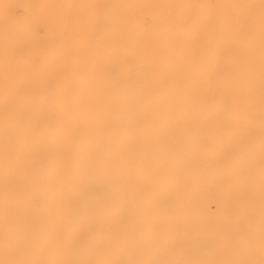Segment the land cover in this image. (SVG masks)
Masks as SVG:
<instances>
[{
    "label": "bare ground",
    "instance_id": "1",
    "mask_svg": "<svg viewBox=\"0 0 264 264\" xmlns=\"http://www.w3.org/2000/svg\"><path fill=\"white\" fill-rule=\"evenodd\" d=\"M54 4L0 0V264H185L186 181L227 176L211 134L256 154L264 0Z\"/></svg>",
    "mask_w": 264,
    "mask_h": 264
},
{
    "label": "rangeland",
    "instance_id": "2",
    "mask_svg": "<svg viewBox=\"0 0 264 264\" xmlns=\"http://www.w3.org/2000/svg\"><path fill=\"white\" fill-rule=\"evenodd\" d=\"M66 1L55 0L53 6L61 19ZM27 13L26 7L17 5L6 10L2 23L6 28H11L17 20L26 18ZM38 50V46H34L35 53ZM51 79L60 83L62 74L56 76L47 71L42 77V84L49 83ZM9 82L12 83V80L9 79ZM254 134L259 139L255 156L249 152V146L243 137L237 138L238 147L234 149L222 146L211 134L210 148L215 151L214 154L227 176L225 179L211 177L209 180L199 181L194 178L186 181L191 185L200 184V187L186 190V216L189 224L179 223L183 240L189 241L188 250L191 252L185 264H264L263 123H258ZM205 136L207 137L206 133ZM201 162L199 161L200 167ZM254 164L258 165L257 170L253 167ZM256 171L258 177H253ZM174 194L172 203L178 211L181 194ZM185 244L183 243L182 249L187 247Z\"/></svg>",
    "mask_w": 264,
    "mask_h": 264
}]
</instances>
